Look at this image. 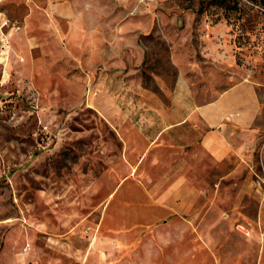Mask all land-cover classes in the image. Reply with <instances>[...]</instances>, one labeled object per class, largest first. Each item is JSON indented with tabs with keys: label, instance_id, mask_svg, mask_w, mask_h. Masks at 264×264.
I'll return each instance as SVG.
<instances>
[{
	"label": "rangeland",
	"instance_id": "374dc122",
	"mask_svg": "<svg viewBox=\"0 0 264 264\" xmlns=\"http://www.w3.org/2000/svg\"><path fill=\"white\" fill-rule=\"evenodd\" d=\"M137 1L141 61L104 82L83 0H0V264H264V4ZM241 81L258 138L213 161L189 116Z\"/></svg>",
	"mask_w": 264,
	"mask_h": 264
},
{
	"label": "crops",
	"instance_id": "0c3cea01",
	"mask_svg": "<svg viewBox=\"0 0 264 264\" xmlns=\"http://www.w3.org/2000/svg\"><path fill=\"white\" fill-rule=\"evenodd\" d=\"M152 4V1L137 0H83L81 14L84 19L72 26L77 38L90 40L84 47H97V55L105 67L101 71L104 82H114V78L124 82L128 79V66L131 71L133 65L141 61L138 39L151 27ZM133 8H137L135 14L131 11ZM103 40L111 42L102 44ZM260 103L255 84L241 81L214 99L197 105L189 118L197 119L194 131L198 132L199 148L211 160L222 161L255 143ZM165 209L172 216L184 212L180 202H168Z\"/></svg>",
	"mask_w": 264,
	"mask_h": 264
},
{
	"label": "trees",
	"instance_id": "16d2710c",
	"mask_svg": "<svg viewBox=\"0 0 264 264\" xmlns=\"http://www.w3.org/2000/svg\"><path fill=\"white\" fill-rule=\"evenodd\" d=\"M258 1L264 4V0H258Z\"/></svg>",
	"mask_w": 264,
	"mask_h": 264
}]
</instances>
